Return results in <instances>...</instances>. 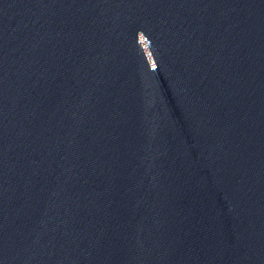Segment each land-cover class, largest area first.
Wrapping results in <instances>:
<instances>
[{
    "label": "water",
    "instance_id": "obj_1",
    "mask_svg": "<svg viewBox=\"0 0 264 264\" xmlns=\"http://www.w3.org/2000/svg\"><path fill=\"white\" fill-rule=\"evenodd\" d=\"M0 264H264V0H0Z\"/></svg>",
    "mask_w": 264,
    "mask_h": 264
}]
</instances>
